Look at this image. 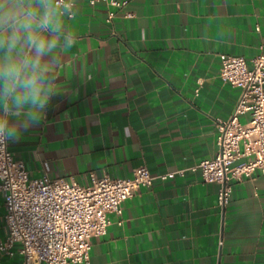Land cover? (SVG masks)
Listing matches in <instances>:
<instances>
[{
  "label": "crops",
  "instance_id": "obj_1",
  "mask_svg": "<svg viewBox=\"0 0 264 264\" xmlns=\"http://www.w3.org/2000/svg\"><path fill=\"white\" fill-rule=\"evenodd\" d=\"M57 8L64 31L44 57L51 98L42 116L21 109L8 122L19 131L8 149L30 178L87 185L91 172L127 178L146 166L158 175L216 154V125L239 94L219 77L220 54L249 61L259 52L264 0H129L110 21L103 2L74 0L72 16ZM218 188L191 170L140 187L120 215L107 214L89 264H264V173L232 181L223 207ZM4 212L0 193V241ZM17 250L0 251V264H23Z\"/></svg>",
  "mask_w": 264,
  "mask_h": 264
},
{
  "label": "built area",
  "instance_id": "obj_2",
  "mask_svg": "<svg viewBox=\"0 0 264 264\" xmlns=\"http://www.w3.org/2000/svg\"><path fill=\"white\" fill-rule=\"evenodd\" d=\"M87 1L90 5L103 2L114 9L107 12L106 21L129 2ZM73 2L54 0L68 16H72ZM220 61L219 77L239 88L238 98L227 119L216 125V154L187 168L154 175L146 166H138L127 178L98 177L91 172L87 185L73 179L30 178L23 161L8 149L6 129L0 130V193L7 226L0 251L12 255L17 244L23 264H89L91 240L106 233L110 223L107 214L120 215L122 201L155 179L198 171L203 182L219 185L217 203L223 207L229 200L232 181L249 178L256 171L264 173V38L259 52L249 61L225 53L220 54ZM245 113L250 118L242 123L240 116Z\"/></svg>",
  "mask_w": 264,
  "mask_h": 264
},
{
  "label": "clouds",
  "instance_id": "obj_3",
  "mask_svg": "<svg viewBox=\"0 0 264 264\" xmlns=\"http://www.w3.org/2000/svg\"><path fill=\"white\" fill-rule=\"evenodd\" d=\"M11 2L12 7H6ZM64 13L54 0H4L0 4V130L19 136L9 120L27 110L42 116L51 98L44 57L60 45ZM64 47L71 46L65 34Z\"/></svg>",
  "mask_w": 264,
  "mask_h": 264
}]
</instances>
